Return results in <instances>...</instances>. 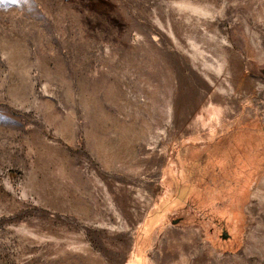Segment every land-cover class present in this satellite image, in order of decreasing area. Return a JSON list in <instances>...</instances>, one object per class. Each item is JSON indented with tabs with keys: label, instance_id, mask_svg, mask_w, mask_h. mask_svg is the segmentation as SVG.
I'll list each match as a JSON object with an SVG mask.
<instances>
[{
	"label": "rangeland",
	"instance_id": "374dc122",
	"mask_svg": "<svg viewBox=\"0 0 264 264\" xmlns=\"http://www.w3.org/2000/svg\"><path fill=\"white\" fill-rule=\"evenodd\" d=\"M0 264H264V0H0Z\"/></svg>",
	"mask_w": 264,
	"mask_h": 264
},
{
	"label": "bare ground",
	"instance_id": "6f19581e",
	"mask_svg": "<svg viewBox=\"0 0 264 264\" xmlns=\"http://www.w3.org/2000/svg\"><path fill=\"white\" fill-rule=\"evenodd\" d=\"M75 189V188H74ZM75 194L79 195L77 192L74 191ZM77 203H80V200L79 201H76ZM79 207H80V204H79Z\"/></svg>",
	"mask_w": 264,
	"mask_h": 264
}]
</instances>
